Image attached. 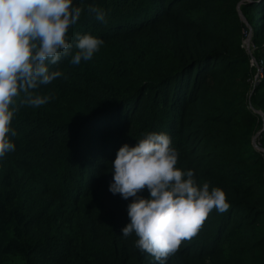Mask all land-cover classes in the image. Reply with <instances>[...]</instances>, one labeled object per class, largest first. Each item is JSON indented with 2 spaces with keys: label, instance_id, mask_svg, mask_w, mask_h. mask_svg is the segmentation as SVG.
<instances>
[{
  "label": "trees",
  "instance_id": "1",
  "mask_svg": "<svg viewBox=\"0 0 264 264\" xmlns=\"http://www.w3.org/2000/svg\"><path fill=\"white\" fill-rule=\"evenodd\" d=\"M73 4L100 7L106 23L83 12L69 42L103 44L79 65H50L62 76L33 94L52 99L14 115L15 151L0 158V264H158L120 231L132 198L108 190L119 148L152 132L230 205L165 264H264V0Z\"/></svg>",
  "mask_w": 264,
  "mask_h": 264
},
{
  "label": "clouds",
  "instance_id": "2",
  "mask_svg": "<svg viewBox=\"0 0 264 264\" xmlns=\"http://www.w3.org/2000/svg\"><path fill=\"white\" fill-rule=\"evenodd\" d=\"M85 11L106 23L103 9L76 6L73 0H0V158L15 151L9 133L16 136L10 125L20 107H39L52 99L33 94L62 76L49 66L65 57L79 65L91 60L102 46L101 39L89 34H77L74 45L67 38L68 29ZM246 37L249 41L250 32ZM254 62L251 65L256 67ZM255 75L252 89L260 78L259 69ZM21 93L24 98L16 106L15 98ZM253 145L259 150L254 137ZM178 156L168 134L152 132L134 147L121 146L112 162L109 192L124 200L132 198L127 205L129 222L120 231L124 237L134 233L135 247L158 264H165L183 241L194 238L213 209L224 213L230 207L220 188H210L208 182L201 185L192 170L177 168ZM145 189L148 198L139 195Z\"/></svg>",
  "mask_w": 264,
  "mask_h": 264
},
{
  "label": "rangeland",
  "instance_id": "3",
  "mask_svg": "<svg viewBox=\"0 0 264 264\" xmlns=\"http://www.w3.org/2000/svg\"><path fill=\"white\" fill-rule=\"evenodd\" d=\"M247 39L248 38L245 37L243 42H244V49L248 51L249 50V41ZM257 74H258V72H257ZM255 77H256V75H255ZM257 138H258V135H255L254 136V143H255V145L257 143Z\"/></svg>",
  "mask_w": 264,
  "mask_h": 264
},
{
  "label": "water",
  "instance_id": "4",
  "mask_svg": "<svg viewBox=\"0 0 264 264\" xmlns=\"http://www.w3.org/2000/svg\"><path fill=\"white\" fill-rule=\"evenodd\" d=\"M237 10H238V13H239V15L241 16V18H242V15H241V13H240V10H239V5H238V8H237ZM260 133V132H259ZM258 133V134H259Z\"/></svg>",
  "mask_w": 264,
  "mask_h": 264
}]
</instances>
